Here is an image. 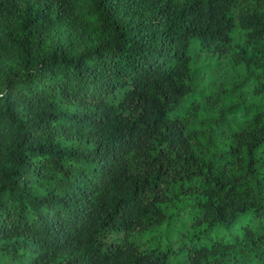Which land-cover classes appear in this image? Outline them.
I'll use <instances>...</instances> for the list:
<instances>
[{
	"label": "trees",
	"instance_id": "16d2710c",
	"mask_svg": "<svg viewBox=\"0 0 264 264\" xmlns=\"http://www.w3.org/2000/svg\"><path fill=\"white\" fill-rule=\"evenodd\" d=\"M235 29L264 73V0H0V264H264V109L214 161L177 109ZM169 205L177 249L129 241Z\"/></svg>",
	"mask_w": 264,
	"mask_h": 264
},
{
	"label": "rangeland",
	"instance_id": "374dc122",
	"mask_svg": "<svg viewBox=\"0 0 264 264\" xmlns=\"http://www.w3.org/2000/svg\"><path fill=\"white\" fill-rule=\"evenodd\" d=\"M189 54V93L177 109L185 110L183 115H179L184 131H195L198 134V143L195 145L197 156L203 161H214L222 150L218 144V125L222 122H242L247 126L252 118L245 119L244 115L264 109V91H254L255 85L263 80L264 73L259 58L246 44L240 29L232 32L230 49L225 54L209 57L199 49L195 41L190 45ZM207 91L210 94L203 97ZM212 99L214 101L211 104ZM163 211L167 218L161 224L142 232H134L129 241L141 247L159 242L162 250L177 249L181 244L178 225L183 218L176 220L168 217L175 211L170 205L164 207ZM184 222L183 229L187 228L190 221ZM105 235V240L110 241L118 239L121 233L110 231ZM174 263L175 257L172 256L170 264Z\"/></svg>",
	"mask_w": 264,
	"mask_h": 264
}]
</instances>
